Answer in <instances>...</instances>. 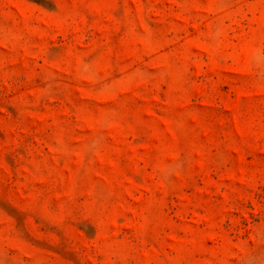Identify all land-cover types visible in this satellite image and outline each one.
<instances>
[{
	"label": "rangeland",
	"instance_id": "rangeland-1",
	"mask_svg": "<svg viewBox=\"0 0 264 264\" xmlns=\"http://www.w3.org/2000/svg\"><path fill=\"white\" fill-rule=\"evenodd\" d=\"M0 264H264V0H0Z\"/></svg>",
	"mask_w": 264,
	"mask_h": 264
}]
</instances>
